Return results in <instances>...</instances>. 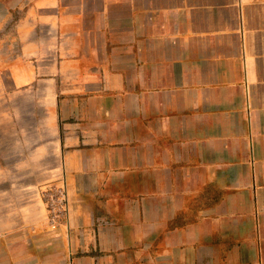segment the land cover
<instances>
[{
    "label": "crops",
    "instance_id": "obj_1",
    "mask_svg": "<svg viewBox=\"0 0 264 264\" xmlns=\"http://www.w3.org/2000/svg\"><path fill=\"white\" fill-rule=\"evenodd\" d=\"M0 2V264H264V0Z\"/></svg>",
    "mask_w": 264,
    "mask_h": 264
},
{
    "label": "rangeland",
    "instance_id": "obj_2",
    "mask_svg": "<svg viewBox=\"0 0 264 264\" xmlns=\"http://www.w3.org/2000/svg\"><path fill=\"white\" fill-rule=\"evenodd\" d=\"M5 8V4L0 2V11L2 12ZM21 16V10H15L13 11L12 17L10 16L8 20L3 19L1 21L0 25H3L2 29L0 30V38L5 39L6 34L14 28V31L16 30L19 20ZM19 36V34L15 35Z\"/></svg>",
    "mask_w": 264,
    "mask_h": 264
}]
</instances>
